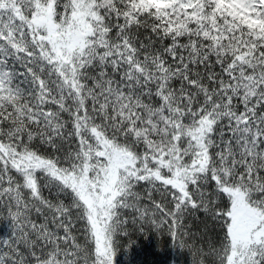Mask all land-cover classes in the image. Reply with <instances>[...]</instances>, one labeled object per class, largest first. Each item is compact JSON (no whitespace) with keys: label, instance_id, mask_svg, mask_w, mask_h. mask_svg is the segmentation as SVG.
Listing matches in <instances>:
<instances>
[{"label":"snow or ice","instance_id":"obj_1","mask_svg":"<svg viewBox=\"0 0 264 264\" xmlns=\"http://www.w3.org/2000/svg\"><path fill=\"white\" fill-rule=\"evenodd\" d=\"M169 249L264 264V0H0V264Z\"/></svg>","mask_w":264,"mask_h":264},{"label":"trees","instance_id":"obj_2","mask_svg":"<svg viewBox=\"0 0 264 264\" xmlns=\"http://www.w3.org/2000/svg\"><path fill=\"white\" fill-rule=\"evenodd\" d=\"M149 246L148 241L146 239H142L141 243L137 246L139 248H147ZM119 259L123 260L125 257H120ZM145 256L142 253L140 260H144ZM148 264H164L166 261L167 264H171L172 260L178 259L176 253H174L171 249L167 251V254L161 253L159 256H152L151 254L147 255L146 257Z\"/></svg>","mask_w":264,"mask_h":264}]
</instances>
